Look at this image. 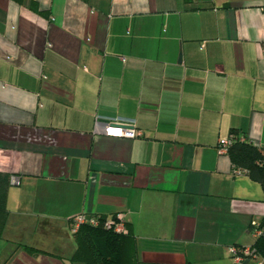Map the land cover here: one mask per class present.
Segmentation results:
<instances>
[{"label":"crops","instance_id":"obj_1","mask_svg":"<svg viewBox=\"0 0 264 264\" xmlns=\"http://www.w3.org/2000/svg\"><path fill=\"white\" fill-rule=\"evenodd\" d=\"M234 130L264 146V0H0L5 264H76L82 213H122L139 264H258L229 254L264 218L261 184L218 152Z\"/></svg>","mask_w":264,"mask_h":264},{"label":"trees","instance_id":"obj_2","mask_svg":"<svg viewBox=\"0 0 264 264\" xmlns=\"http://www.w3.org/2000/svg\"><path fill=\"white\" fill-rule=\"evenodd\" d=\"M11 1L19 5L24 2V0ZM185 1L190 2V0ZM30 7L40 14H45L44 11L39 10L36 2H31ZM229 140L227 155L233 164V169L242 170L252 180L260 183L264 190V146H256L247 137L239 136L236 130L232 132ZM10 179L11 174L0 172V240L9 217L7 197L11 185ZM96 217L101 223L99 226L84 224L76 233H72L76 250L70 260L86 264H139L137 240L130 226L125 223L126 232L117 233L103 226V222L107 220L106 217ZM260 226L263 232L261 236L255 238L252 248L264 259V218ZM26 251L32 254H44L32 247H26Z\"/></svg>","mask_w":264,"mask_h":264},{"label":"built area","instance_id":"obj_3","mask_svg":"<svg viewBox=\"0 0 264 264\" xmlns=\"http://www.w3.org/2000/svg\"><path fill=\"white\" fill-rule=\"evenodd\" d=\"M96 130H101L102 133L107 137L112 138H127L135 139L143 137V132L137 128L136 121L129 123H123L120 121H114L111 123H102L96 120L95 124ZM230 145V140H221L218 145V152L220 154H227L228 147ZM234 173L240 174L243 173L240 169L234 168ZM11 184L18 185L19 179L15 176H11ZM125 218L122 213L116 214L114 217L107 219L103 222V226L107 229H113L117 233H125ZM90 224L92 226H99L101 223L96 216L88 215L82 213L76 215L70 220V229L72 233H76L81 225ZM252 233L255 238L261 236L263 229L260 226V223L253 222L251 224ZM229 254L234 262L243 263L246 260H255L258 264H264V259H262L256 253V250L252 247H229Z\"/></svg>","mask_w":264,"mask_h":264},{"label":"rangeland","instance_id":"obj_4","mask_svg":"<svg viewBox=\"0 0 264 264\" xmlns=\"http://www.w3.org/2000/svg\"><path fill=\"white\" fill-rule=\"evenodd\" d=\"M69 238H70V243L75 244V239L71 230L69 231ZM17 239H18L17 237H14V239L12 240V242L14 243H11L9 245H4L5 243L3 244L2 242H0V264H5L7 259H9L12 256V253L16 252L19 249V240ZM6 248L11 249L12 252H9L7 250L5 251ZM76 264H86V263L76 262Z\"/></svg>","mask_w":264,"mask_h":264}]
</instances>
